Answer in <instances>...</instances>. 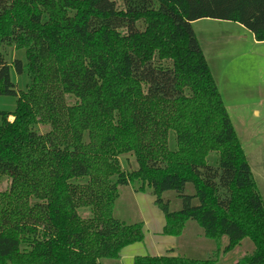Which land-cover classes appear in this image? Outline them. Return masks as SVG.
Listing matches in <instances>:
<instances>
[{"label": "trees", "instance_id": "16d2710c", "mask_svg": "<svg viewBox=\"0 0 264 264\" xmlns=\"http://www.w3.org/2000/svg\"><path fill=\"white\" fill-rule=\"evenodd\" d=\"M203 18L264 41V0H0V94L17 97L0 110V264H119L144 239L143 220L115 215L123 187L155 196L165 234L192 220L219 247L134 264H217L246 238L235 264H264V201L194 30Z\"/></svg>", "mask_w": 264, "mask_h": 264}, {"label": "rangeland", "instance_id": "374dc122", "mask_svg": "<svg viewBox=\"0 0 264 264\" xmlns=\"http://www.w3.org/2000/svg\"><path fill=\"white\" fill-rule=\"evenodd\" d=\"M193 27L264 201V41L255 40L249 29L235 21L203 18L194 21ZM12 58L26 61L25 49L9 48V59ZM12 75L18 89L26 90L27 71L22 74L13 71ZM16 105L15 95L0 94V110L14 111ZM6 186V182L0 183V189ZM167 196L172 200L173 210L180 208L174 193L169 192ZM154 200L149 191L121 189L115 215L128 222L143 220L144 239L124 247L119 264H134L136 256L171 254V246L175 247L172 254L192 258H208L219 248L204 235V229L196 221H187L178 236L165 234L166 215ZM252 247L246 238L224 253L223 244L217 264H235Z\"/></svg>", "mask_w": 264, "mask_h": 264}, {"label": "crops", "instance_id": "0c3cea01", "mask_svg": "<svg viewBox=\"0 0 264 264\" xmlns=\"http://www.w3.org/2000/svg\"><path fill=\"white\" fill-rule=\"evenodd\" d=\"M11 117V119H12V116H10ZM163 230V228H161V231ZM160 232V231H159ZM171 237H172V235H171ZM171 249H174L175 247L174 246H171L170 247ZM124 249V248H123ZM174 252V251H173ZM121 255H122V251H121ZM156 255H159V254H156ZM161 255H163L162 253H161ZM122 258H123V255H122Z\"/></svg>", "mask_w": 264, "mask_h": 264}]
</instances>
